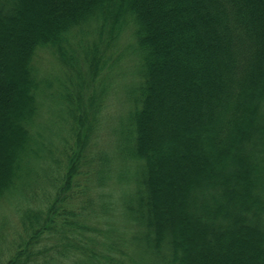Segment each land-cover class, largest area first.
<instances>
[{
	"label": "trees",
	"instance_id": "obj_1",
	"mask_svg": "<svg viewBox=\"0 0 264 264\" xmlns=\"http://www.w3.org/2000/svg\"><path fill=\"white\" fill-rule=\"evenodd\" d=\"M127 41L140 82L109 155ZM3 204L20 230L0 264H124L98 228L117 206L143 228L129 264H264V0H0Z\"/></svg>",
	"mask_w": 264,
	"mask_h": 264
},
{
	"label": "rangeland",
	"instance_id": "obj_2",
	"mask_svg": "<svg viewBox=\"0 0 264 264\" xmlns=\"http://www.w3.org/2000/svg\"><path fill=\"white\" fill-rule=\"evenodd\" d=\"M25 3V2H24ZM22 8L24 4H22ZM160 8V7H159ZM20 9V10H21ZM159 10H162L161 8ZM127 42H120L118 44L115 54L122 53V57L117 61L116 72L122 74L120 77L114 78V83L105 98V108L100 113V129L96 133L94 137H96V144L97 147H100L103 151L112 155V140L115 139L112 133V124L109 126L108 129H105V124L107 122V118L109 117H118L122 115V117L118 120H112L113 123L116 122L117 130H114V134L117 138V143L119 148L123 145L124 142V132L125 126L127 123V117L129 112L131 111V104L134 100L135 90L138 86V81L140 82V64L139 62L134 61V55L127 54ZM132 44V41H130ZM36 67L39 70V73L42 78L54 81V77L57 74V69L55 67V62L53 58L48 54H42L39 59L37 60ZM10 72V71H9ZM162 77V76H161ZM124 92L126 96H129V107L128 103L121 107L124 102ZM127 98V97H126ZM45 107H50V100L44 99ZM133 105V104H132ZM43 106V110H44ZM109 122V121H108ZM110 123V122H109ZM116 186H120L115 184ZM115 186V189H110L114 200L116 201V205L118 204V198L121 195V192H116L118 187ZM125 191V190H124ZM132 192V191H131ZM126 193V192H125ZM121 204V203H120ZM123 207L126 208L127 206L131 205V202L128 203V197L125 195V198L122 201ZM117 212L112 214L110 222L107 224H101L98 226L102 231H109L114 230L109 236L111 240H120L121 244H118L115 259L118 261L123 262L124 264H129L132 261L135 262V256L133 253V246L131 242V238L134 237L138 240L139 243L143 244V228L142 226H138L130 217H128L122 210L121 207L117 206ZM125 217H123V213ZM13 208L11 205L3 204L0 206V242L6 241L7 243L16 239V234L20 230V224L18 222L17 217L14 215ZM105 235H100L99 238L105 242ZM137 243V242H136ZM1 248V246H0ZM122 252H119V249ZM142 249V247H141ZM140 258V256L138 257ZM63 264H71L70 262L65 261ZM145 264H147L145 262Z\"/></svg>",
	"mask_w": 264,
	"mask_h": 264
}]
</instances>
